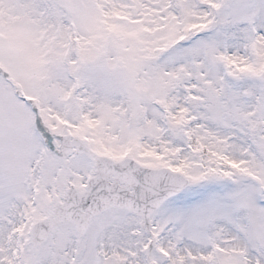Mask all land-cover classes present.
<instances>
[{
  "label": "snow or ice",
  "instance_id": "obj_1",
  "mask_svg": "<svg viewBox=\"0 0 264 264\" xmlns=\"http://www.w3.org/2000/svg\"><path fill=\"white\" fill-rule=\"evenodd\" d=\"M0 264H264V0H0Z\"/></svg>",
  "mask_w": 264,
  "mask_h": 264
}]
</instances>
